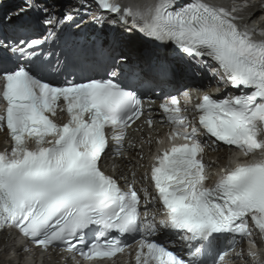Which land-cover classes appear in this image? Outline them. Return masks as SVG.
Segmentation results:
<instances>
[{
    "label": "snow or ice",
    "instance_id": "snow-or-ice-1",
    "mask_svg": "<svg viewBox=\"0 0 264 264\" xmlns=\"http://www.w3.org/2000/svg\"><path fill=\"white\" fill-rule=\"evenodd\" d=\"M98 5L122 13L121 22L130 17L140 33L174 43L189 58L214 61L222 79L243 91L224 99L204 94L195 106L199 124L215 141L257 158L221 169L208 187L197 130H173L170 140L187 142L158 153L150 171L154 199L166 219H149L148 212L141 217L137 191L122 190L99 167L106 129L119 144L142 115L141 99L114 82L116 72L107 79H66L62 86L45 82L48 68L37 63L34 51L42 41H22L33 51L17 47L12 52L17 59L35 57L33 67L0 60V128L6 127L11 142L0 151V229L15 228L44 249L65 245L86 260L115 257L128 247L120 237L138 234L136 264H224L221 237L250 236L249 218L264 236V41L253 40L254 30H241L237 23L249 0H234L230 7L206 0H157L145 11L122 9L117 0H98ZM61 100L68 120L59 125L49 114L55 115ZM159 107L168 122L187 127L175 96ZM161 229L181 233L191 259L151 239ZM89 231L94 234L90 244Z\"/></svg>",
    "mask_w": 264,
    "mask_h": 264
},
{
    "label": "bare ground",
    "instance_id": "bare-ground-1",
    "mask_svg": "<svg viewBox=\"0 0 264 264\" xmlns=\"http://www.w3.org/2000/svg\"><path fill=\"white\" fill-rule=\"evenodd\" d=\"M82 1V5L80 9L83 12H95L96 5L92 0H13L12 2H8L5 0H0V22L9 21L10 17L19 11H23L27 7H30L36 16L37 19L48 18L52 15L56 18L64 17L68 13V8L77 6L78 2ZM134 2L132 5L133 10L145 11L147 9L146 2L148 0H131ZM220 5H224L230 7L234 0H216ZM264 9V0H261L257 4L253 6H249L245 8L243 11H239L237 15L241 17L240 20L237 21L238 25L242 29H254L250 28V23L254 21V18L258 16V10ZM121 14H111L108 11L100 13L101 17L106 16L105 22L113 21L116 25L117 37L116 43L113 47H116L115 50L124 57L134 56L136 52L144 47V43L140 39L136 30L129 24V19L127 22L119 23L118 19ZM260 17V16H259ZM88 19V17H83ZM257 28H260L259 26ZM156 49L149 48L150 53H155ZM206 63L204 60H200L197 58H189L185 57L184 59L173 58L165 62L164 71L169 77H175L177 80H190L193 77H204L206 72ZM172 71V72H171ZM200 86H205L207 83L205 81L198 83ZM202 86V87H203ZM151 142V138L148 136V132H144L142 135L137 137L135 141L136 144L144 142ZM143 154L144 160H133L131 158H124L120 161L122 176L124 177H133L134 179L139 177V174L142 171L141 162L144 163L146 158V151H139L138 155ZM221 155V154H220ZM223 154L221 155V157ZM107 157V156H106ZM222 165L225 164V159L220 160ZM5 243H8L7 236L0 237V249L4 252V258L8 257L10 254L14 256V260L17 264H27L24 256L22 255L23 249H8ZM14 260L8 259L4 260V264H15ZM250 259H244L243 261H237L235 264H254L259 261L264 260V254L253 257ZM45 264H64V261L56 256L55 254H51L45 261Z\"/></svg>",
    "mask_w": 264,
    "mask_h": 264
}]
</instances>
